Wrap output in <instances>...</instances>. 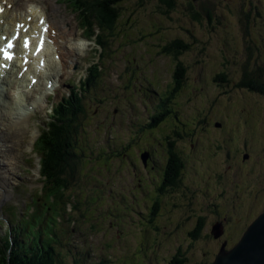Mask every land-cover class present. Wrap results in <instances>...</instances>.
<instances>
[{
  "label": "rangeland",
  "instance_id": "rangeland-1",
  "mask_svg": "<svg viewBox=\"0 0 264 264\" xmlns=\"http://www.w3.org/2000/svg\"><path fill=\"white\" fill-rule=\"evenodd\" d=\"M210 1L175 0V7L168 14L162 12L164 8L158 0H127L117 5L122 16L113 35L106 37L108 50L104 57L106 70L104 68L101 89L89 96L90 102L84 98L82 103L77 100L76 106L73 104V110L83 111V117L81 114L76 116L80 123L74 127L75 138L80 141L77 151L90 154H83L79 160L72 161L69 168L62 170L68 181L65 182V196L70 197L71 209L67 205L63 213L57 194L54 198L43 185L33 187L29 184L34 181L39 166L37 157L24 151L28 140L23 138L4 160L8 166L13 161L15 169L11 171L7 187L10 196L0 195V237L5 234L9 222L16 223L17 228L12 232L17 235L19 244H24L27 249L39 247L51 235L52 226L54 230H60L72 217L76 219L75 230L67 239L71 244L60 251L62 261L55 264H139L134 255L140 253L146 258L144 264H163L178 249L186 257L183 264H210L223 240L227 241V246L236 242L237 232L245 229L264 210V99L235 93L232 94L234 107L223 98L212 104L214 99L225 95V87L211 82L209 68L203 69L201 65L209 53L220 49L219 42L209 34L208 24L217 17L228 21L235 18L220 8L214 10ZM189 2L195 7L191 8ZM262 2L264 4V0ZM199 3L207 10L213 9L210 16ZM28 5L31 7L26 11L35 6L33 3ZM191 13H198V18H192ZM71 15L68 12L67 16L73 22ZM260 22L264 23V12ZM176 39H181L185 45L186 52L179 60L186 69L187 86L183 92L187 96L179 98V104L173 99V116L164 120L163 129L173 125L182 137L176 141V148L185 161L179 190L173 197L178 207L164 216L172 223L171 228H163L162 208L151 226H143L138 224L133 212H126V207L117 209L115 193L121 190L124 202H127L128 188L125 183L121 189L113 182L117 160L110 161V170L109 153H139L161 138L156 130L147 132L148 115L156 112L152 105L157 104L164 89L172 85L176 54H166L160 49ZM87 44L73 37L66 42L68 47H75L72 54L76 55V60L78 51ZM228 50L230 54L236 53L234 47ZM83 60L88 61V56ZM50 61L52 59L48 58L45 62L46 68ZM205 63L208 65L207 59ZM199 86L203 90L198 91ZM95 97L97 99L93 100ZM209 104L211 108L204 106ZM45 111L49 112L50 108L46 110L39 103L35 115L29 119V148L31 130L36 128L31 126L48 120ZM200 119L204 124H198ZM219 121L223 122L225 131L213 125ZM231 132H237L239 140L224 136ZM25 153L33 159L32 171L26 178L22 174L28 172L30 161L21 167ZM243 153H248L249 157L242 160ZM97 154L101 158H96ZM8 166L6 168L10 170ZM21 168L26 169L25 173ZM134 210L147 212L142 204ZM198 215L207 218L206 228L202 236L191 239L186 230L193 226ZM188 217L190 221L178 229L179 221ZM223 217L227 222L224 235L222 232L219 236L223 237L209 235L210 225ZM166 231L169 233L163 234ZM138 249L141 250L138 252Z\"/></svg>",
  "mask_w": 264,
  "mask_h": 264
},
{
  "label": "flooded vegetation",
  "instance_id": "flooded-vegetation-1",
  "mask_svg": "<svg viewBox=\"0 0 264 264\" xmlns=\"http://www.w3.org/2000/svg\"><path fill=\"white\" fill-rule=\"evenodd\" d=\"M262 3V0H211L209 3L214 10L220 8L226 14H230L231 18L232 16L235 18L234 21H228L221 20L217 17L216 21L209 22L208 24L209 34L212 39L219 42L220 49L218 50L219 53L215 52L207 55L208 57L205 59H207L208 65H206L205 59L202 60L204 62H202L201 65H203V69H206V67L209 68L208 74H210L211 82L215 85L225 87V90H223L225 95L218 99H214L213 105L223 98L228 102V105L234 107L235 103H232V94L235 93L241 96L264 99V23L260 22L264 12V4ZM209 9L213 11L212 8ZM177 40L181 42V39ZM231 47H234L235 54L229 53L228 48ZM184 48L185 45L181 42L180 48L176 56H174L176 63H174L173 72L175 68H179V66L182 67L180 77L179 79L177 78V83L175 84L174 79H172V85H168L167 89H164L161 93L157 104L154 103V105H152V108L156 112L148 115V131L143 125L141 126L142 129H145L147 132L152 130L158 131L161 138L157 140L156 144L141 149L139 153H135L134 151L133 153H109V163H111L110 161L112 160L114 161V159L117 160L113 172V182L122 187L121 189L124 188L122 186L124 183L128 188V192H124L129 199L127 202H124L121 190L115 193L114 196L117 198L115 202L117 204V209L120 206L123 208L126 207V212H133L134 216L137 217L136 221L138 224L143 226H146V224L151 226L152 220L155 217L158 218L160 215L159 212L161 208L164 217L167 212L171 210L174 211L178 207V205L173 202V197L179 190L182 177L181 172L185 167V161L182 153H179V150L176 148V141L180 140L182 137L179 132L173 129V125L169 124L166 129H163V123H165V119L173 116V110L171 108L173 99L179 104L181 103L179 98L187 96L183 92L187 86V81H185L186 69L179 60V56L186 52ZM201 90H203V87L199 86L198 91ZM183 104L184 103H182V105ZM204 106L211 108V104H209V106ZM243 111H241V113ZM244 121H246V119ZM245 123L247 124L248 121ZM198 124H204V120L200 119ZM213 125L220 131H225L223 122H214ZM168 131H170V135ZM236 133H225L224 136H230L232 140H239V136ZM169 146L172 147V153H170ZM130 151L132 150L130 149ZM105 156L107 157L108 155ZM96 157L101 158L100 154H97ZM248 157V153H243L241 159H247ZM109 168L111 170L112 163ZM115 176H117L118 179H116ZM134 196L135 198L132 199ZM153 203L154 205L152 207ZM141 204L142 207L147 210L145 214L134 210L135 207L139 208ZM83 218H85V216H83ZM166 219L167 217L163 219L165 224L163 228H171L172 223H166ZM206 219L207 218L202 215L196 216L193 226L186 230V235L191 239L202 236L203 230L206 228ZM189 221L190 217L185 220L183 219L181 222L179 221L178 229ZM216 222L221 223L224 235L225 225L227 223L226 217L217 219L210 225L208 229L209 235L211 234L212 225ZM117 224L119 225L120 222H117ZM135 224L136 223H134V225ZM73 225L66 229V234H69L65 237V241H67L70 233L74 232L75 227ZM245 229L237 232V236H239L238 239ZM167 232L169 233V231H166L163 234ZM223 235L221 237H223ZM58 239L59 237L56 236L55 241H58ZM234 244L231 246L226 245V249L231 248ZM140 250L141 249H138V252ZM175 255L176 257L174 258ZM134 256H136V261H138L139 264H144L146 261L142 253ZM178 256L183 261H180ZM185 260L186 257L183 256L182 250L178 249L176 253L163 264H182Z\"/></svg>",
  "mask_w": 264,
  "mask_h": 264
},
{
  "label": "trees",
  "instance_id": "trees-1",
  "mask_svg": "<svg viewBox=\"0 0 264 264\" xmlns=\"http://www.w3.org/2000/svg\"><path fill=\"white\" fill-rule=\"evenodd\" d=\"M125 1L127 0H77L79 11L81 15L84 16V18H82L81 25L84 26L89 33L93 30L94 25L98 27L101 31L99 42L104 48L106 47L107 34L110 36L113 35V32L122 16L117 5ZM158 2L162 5V8H164L162 10L163 13L168 14L175 7V0H158ZM189 6L194 8L195 4L191 3ZM199 6L210 16L212 11H208L201 3H199ZM191 16L192 18L197 19L198 13H191ZM178 42L179 41L177 39L170 41L166 46L164 45L161 47V52H165L166 54L173 52L174 54H177L181 44V42ZM105 54H107V51ZM181 71L182 67L179 66V68H175L172 74V79H174L175 84L177 83V78L179 79L180 77ZM94 73L99 74V70H95ZM92 85L93 84L91 83V86ZM75 103L70 101L63 104V111H61L60 105L59 116L56 120H54L50 129L41 135L36 142L38 152L40 154L43 153L44 155V159L42 160L44 167L41 172L44 176L48 177V185H50L49 190L58 194V200L62 206L65 205L66 200H69V197L65 196L64 190L59 189V186L61 187L62 182H64V179L61 177L62 170L66 169V167L69 168L71 162L79 160L78 156L81 153H84L82 150L77 151L80 141H78L74 136L75 130L70 129L72 122L71 119L74 120L79 111L80 113L82 111V109L79 111L73 110ZM65 148L67 149L65 150ZM169 148L170 153H172V147L169 146ZM80 156L83 157L82 155ZM70 177L72 178V175ZM153 205L154 203L152 204V207ZM166 223H171L168 217L166 219ZM51 232H54V229H51ZM16 238H18L17 235L12 239L6 235L0 247V264H54V262H57L50 244V237H46V242L44 244L41 243L39 247L30 246L29 249H27L24 244H22V246L20 244L18 245V243L15 244ZM175 257L176 255L174 258ZM178 259L180 261L182 260L179 256Z\"/></svg>",
  "mask_w": 264,
  "mask_h": 264
},
{
  "label": "bare ground",
  "instance_id": "bare-ground-1",
  "mask_svg": "<svg viewBox=\"0 0 264 264\" xmlns=\"http://www.w3.org/2000/svg\"><path fill=\"white\" fill-rule=\"evenodd\" d=\"M38 1L42 3L41 9L36 10L35 8H32L29 11H25L22 15L19 14L18 17L25 20V18L28 15H31L34 19L39 15L45 16L46 20L50 24V29H54L56 34L51 37L53 41V45L46 46L42 50L44 61L46 62L48 58H51L52 61H54L53 55L54 53H56L59 55L58 62L60 63V65L66 66L67 69L69 70L72 67L71 65L73 61H76V58H75L76 55L72 54L73 51L75 50V47L73 46L68 47L66 45V42L71 37H68V31L60 28L62 24V19L58 17V14L55 10L54 0H51L48 3H45L44 0H37V2ZM13 7L15 8V6ZM34 7H36V5ZM46 13L50 14L53 17L52 22L49 21V17L47 16ZM7 22H8V19H6L5 23ZM33 24L35 25L36 23L34 22ZM48 50L51 52L52 57L49 54H47ZM76 52L77 51H75L74 54ZM45 67H46V63H45ZM33 76H35L38 79H42V75L38 71H34ZM24 80L25 82H28L26 77ZM19 86H22V82L19 83ZM9 94L11 95L12 93L7 92L5 93V96L9 98ZM15 109H16V112L13 109L9 100L8 101L4 100L0 103V195L6 196V197L10 196V193L8 192L9 189L7 188L9 186V178H8L9 172H8V169L6 168L8 164L5 165L4 160L6 158H9V154H10L9 151L14 150L15 147L18 146L21 139L28 137L27 133H29V127L27 125L28 123L27 118H25V120H22V121H15V123L12 121L15 115H18L17 110L19 109V107L16 106ZM37 134H38V130L36 128L31 130L30 139L32 140V142L36 138ZM66 149L67 148H65V150ZM1 165H3L4 167H2Z\"/></svg>",
  "mask_w": 264,
  "mask_h": 264
},
{
  "label": "water",
  "instance_id": "water-1",
  "mask_svg": "<svg viewBox=\"0 0 264 264\" xmlns=\"http://www.w3.org/2000/svg\"><path fill=\"white\" fill-rule=\"evenodd\" d=\"M222 232L220 222L212 225L213 237L218 238ZM211 264H264V210L247 225L231 248L226 249V241L221 243Z\"/></svg>",
  "mask_w": 264,
  "mask_h": 264
},
{
  "label": "snow or ice",
  "instance_id": "snow-or-ice-1",
  "mask_svg": "<svg viewBox=\"0 0 264 264\" xmlns=\"http://www.w3.org/2000/svg\"><path fill=\"white\" fill-rule=\"evenodd\" d=\"M27 46H28V42L25 41V47H27ZM8 47H12L11 43H9ZM6 58H7V59H11V56H7V55H6Z\"/></svg>",
  "mask_w": 264,
  "mask_h": 264
}]
</instances>
